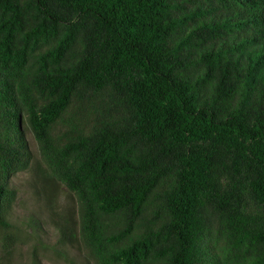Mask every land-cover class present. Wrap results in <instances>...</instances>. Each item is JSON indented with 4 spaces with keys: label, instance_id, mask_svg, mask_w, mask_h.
<instances>
[{
    "label": "trees",
    "instance_id": "obj_1",
    "mask_svg": "<svg viewBox=\"0 0 264 264\" xmlns=\"http://www.w3.org/2000/svg\"><path fill=\"white\" fill-rule=\"evenodd\" d=\"M27 130L85 264H264V0H0L3 230Z\"/></svg>",
    "mask_w": 264,
    "mask_h": 264
},
{
    "label": "rangeland",
    "instance_id": "obj_2",
    "mask_svg": "<svg viewBox=\"0 0 264 264\" xmlns=\"http://www.w3.org/2000/svg\"><path fill=\"white\" fill-rule=\"evenodd\" d=\"M27 140L32 161L27 169L15 173L10 180L17 199L8 215L12 227L0 228V264H85L86 256L81 247L62 242L52 209L45 196L38 192L37 166L41 155L29 130ZM70 202L67 188L61 186L53 209L64 214ZM4 234L13 236L14 240H4ZM6 244L11 246L6 248Z\"/></svg>",
    "mask_w": 264,
    "mask_h": 264
}]
</instances>
